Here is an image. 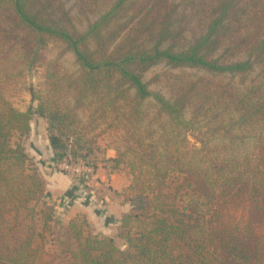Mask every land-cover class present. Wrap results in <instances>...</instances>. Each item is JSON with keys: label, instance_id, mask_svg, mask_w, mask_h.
<instances>
[{"label": "trees", "instance_id": "obj_1", "mask_svg": "<svg viewBox=\"0 0 264 264\" xmlns=\"http://www.w3.org/2000/svg\"><path fill=\"white\" fill-rule=\"evenodd\" d=\"M75 8L0 0V264H264V0ZM51 43L60 51L47 59ZM160 63L201 74H172L166 97L145 80ZM38 66L43 80L22 110L8 94ZM35 116L55 165L92 163L112 138L111 167L131 175L116 191L130 203L116 236L82 212L62 222L45 201L23 139Z\"/></svg>", "mask_w": 264, "mask_h": 264}, {"label": "crops", "instance_id": "obj_2", "mask_svg": "<svg viewBox=\"0 0 264 264\" xmlns=\"http://www.w3.org/2000/svg\"><path fill=\"white\" fill-rule=\"evenodd\" d=\"M39 125L40 130H38ZM46 127V119L35 116L29 133L31 143L25 144L40 170L46 172L45 197L55 205L62 222H67L75 214L82 212L98 231L116 236L120 218L129 209L128 204L117 198L116 191L126 187L130 180L128 176L119 177L118 169L111 167L108 159L115 156V149L104 147L105 152L102 153L90 184L81 186L68 173L59 172L57 165L52 161L53 151ZM104 186H108V193L102 189Z\"/></svg>", "mask_w": 264, "mask_h": 264}, {"label": "rangeland", "instance_id": "obj_3", "mask_svg": "<svg viewBox=\"0 0 264 264\" xmlns=\"http://www.w3.org/2000/svg\"><path fill=\"white\" fill-rule=\"evenodd\" d=\"M75 1L76 0H68V7H70L72 10V13L76 15L77 10L75 8ZM77 21H78V24L80 25V27L84 28V23L79 20V17H77ZM59 51H60V47L57 44L51 43L45 48L44 54H45V57L47 59H51V58L57 57L59 54ZM61 60L64 62V64L69 69L75 68L73 53H71V52L66 53L65 55L62 56ZM182 71H184V73L193 74V75L201 74L200 71H198L197 69H194V68H188V67L181 68V69L180 68H170L168 65H165V63H160L158 65L153 66L151 69H149L145 73V80L149 83V88L152 91L160 92L163 95H165L166 97H170L171 85L173 83V75L172 74L180 73ZM42 80H43V67L38 66V67L32 68L31 70H29L27 72V78L25 79L23 84L19 87V89L14 93L8 94L9 100L16 107H18L22 110H26L30 105H32L34 103L32 101V98H31V88L39 86L41 84ZM234 81L237 82V79L235 78ZM38 130H40V125L38 127ZM23 139H24V144L30 145L31 140H30L29 135ZM108 143L113 144L112 138H110L109 136L108 137L106 136V138H104V137L100 138L99 144H98V145H100L99 148L97 147V145H95V148L92 150L91 154L89 155L94 168H96L98 166V163H100V159H101V156L103 153L101 151L102 150L101 147L102 148L107 147ZM104 149H106V148H104ZM33 159H34V157H33ZM57 169L59 170V172L63 171V172L68 173L67 171L62 170L59 167ZM39 170H40V168H39ZM40 172H41L42 176L44 177L46 172H44L42 170H40ZM117 172H118L119 177L122 178L124 176H128V179L131 180V175L128 172V168L124 164L120 165ZM94 173H95V170H94ZM76 183H78L77 180H76ZM102 189L107 191V193L109 191L108 186H104V188H102ZM104 190H102V191H104ZM117 198H119L120 200H124L123 197H117ZM44 199L46 202L53 204V203L48 201L47 197H44ZM126 204H128L130 207L129 201ZM54 207H55V205H54ZM55 209H56V207H55ZM57 213L58 212L56 209V214ZM57 216H58V214H57Z\"/></svg>", "mask_w": 264, "mask_h": 264}, {"label": "built area", "instance_id": "obj_4", "mask_svg": "<svg viewBox=\"0 0 264 264\" xmlns=\"http://www.w3.org/2000/svg\"><path fill=\"white\" fill-rule=\"evenodd\" d=\"M57 166L60 169L67 171L81 186L90 184L95 170L92 163H89L88 161L74 163L67 158L60 161Z\"/></svg>", "mask_w": 264, "mask_h": 264}]
</instances>
